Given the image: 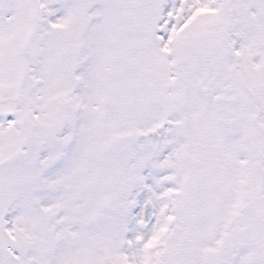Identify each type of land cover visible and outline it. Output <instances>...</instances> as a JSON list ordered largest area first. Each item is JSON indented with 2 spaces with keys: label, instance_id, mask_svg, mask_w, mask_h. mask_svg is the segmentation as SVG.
<instances>
[{
  "label": "snow or ice",
  "instance_id": "snow-or-ice-1",
  "mask_svg": "<svg viewBox=\"0 0 264 264\" xmlns=\"http://www.w3.org/2000/svg\"><path fill=\"white\" fill-rule=\"evenodd\" d=\"M0 264H264V0H0Z\"/></svg>",
  "mask_w": 264,
  "mask_h": 264
}]
</instances>
